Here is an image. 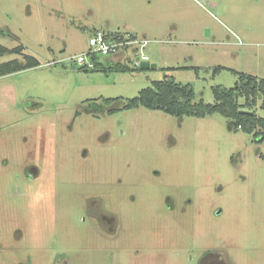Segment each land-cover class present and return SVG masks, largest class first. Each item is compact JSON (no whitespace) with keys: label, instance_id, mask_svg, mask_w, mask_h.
Here are the masks:
<instances>
[{"label":"rangeland","instance_id":"obj_1","mask_svg":"<svg viewBox=\"0 0 264 264\" xmlns=\"http://www.w3.org/2000/svg\"><path fill=\"white\" fill-rule=\"evenodd\" d=\"M95 30L156 67L134 47L81 69ZM0 46L39 63L0 74V264H264V143L217 113L123 109L158 81L214 104L264 79V0H0Z\"/></svg>","mask_w":264,"mask_h":264},{"label":"trees","instance_id":"obj_2","mask_svg":"<svg viewBox=\"0 0 264 264\" xmlns=\"http://www.w3.org/2000/svg\"><path fill=\"white\" fill-rule=\"evenodd\" d=\"M7 53L15 52L0 46V57ZM93 63V71L104 68L96 58H93ZM38 66L35 58L26 56L24 64L17 61L1 64L0 74H10ZM81 69L87 70L84 67ZM115 70L126 71L123 66H116ZM213 95L214 104H205L202 99L196 102L194 91L189 85L182 86L174 81L163 80L154 82L151 88L143 89L139 96L129 100L123 109L142 106L173 116L192 115L198 118L217 113L233 121L235 130L241 129L251 134L257 143H264V118L257 116L254 111L258 99L261 100L260 108L264 110V79L238 74L234 87L229 89L215 87ZM240 99H243L242 103L239 102Z\"/></svg>","mask_w":264,"mask_h":264},{"label":"built area","instance_id":"obj_3","mask_svg":"<svg viewBox=\"0 0 264 264\" xmlns=\"http://www.w3.org/2000/svg\"><path fill=\"white\" fill-rule=\"evenodd\" d=\"M148 41L138 40L134 35L115 33H105L95 30L89 37V49L86 53L74 58L76 64L84 68H93V58L96 56L117 55L121 51H127L129 48L139 47L140 55L134 60V66L140 67L147 63L148 58L142 53ZM88 58V60H87Z\"/></svg>","mask_w":264,"mask_h":264},{"label":"water","instance_id":"obj_4","mask_svg":"<svg viewBox=\"0 0 264 264\" xmlns=\"http://www.w3.org/2000/svg\"><path fill=\"white\" fill-rule=\"evenodd\" d=\"M140 67H141L142 69H148V68H154V67H156V65H155V64L143 63V64H141Z\"/></svg>","mask_w":264,"mask_h":264}]
</instances>
